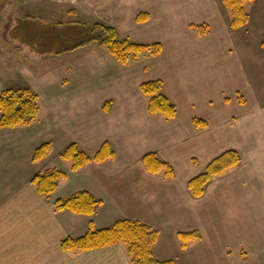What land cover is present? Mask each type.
Listing matches in <instances>:
<instances>
[{"label": "crops", "instance_id": "0c3cea01", "mask_svg": "<svg viewBox=\"0 0 264 264\" xmlns=\"http://www.w3.org/2000/svg\"><path fill=\"white\" fill-rule=\"evenodd\" d=\"M42 2L90 15L115 27L119 38L160 42L162 52L125 65L99 46L38 54L74 59L30 78L21 64L15 70L6 62L20 52L22 42L11 34L25 17L21 11L40 10ZM248 2L255 7L256 0ZM143 13L147 18L137 21ZM227 14L220 0H0V92L12 87L5 82L15 70L39 95L34 122L0 129V264H130L122 244L70 252L61 246L83 236L90 223L100 229L123 218L159 232L152 248L159 261L264 264V98L234 48L244 26L230 28ZM193 24H206L209 34L198 35ZM180 62L191 64L190 73L177 70ZM150 80L162 81L161 91L176 107L173 118L148 112L140 84ZM195 118L206 125L197 127ZM105 141L114 150L111 160L72 170L60 157L70 143L92 155ZM45 142L50 151L33 161ZM228 149L240 162L213 177L202 196H192L189 179ZM147 152L168 162L173 175L147 172L141 161ZM47 169L66 177L42 195L31 180ZM82 190L101 200L93 214L55 208L57 199ZM187 231L199 238L182 248L177 233Z\"/></svg>", "mask_w": 264, "mask_h": 264}, {"label": "trees", "instance_id": "16d2710c", "mask_svg": "<svg viewBox=\"0 0 264 264\" xmlns=\"http://www.w3.org/2000/svg\"><path fill=\"white\" fill-rule=\"evenodd\" d=\"M222 6L230 14L229 26L232 29L242 27L249 18L244 3L252 0H220ZM75 13V11H68ZM146 14H139L137 21L145 20ZM205 29L199 30V34H205ZM11 36L18 38L20 42L29 45L33 51L39 54L71 51L96 42L104 48L118 63L125 65L129 60L142 54L152 56L162 52L160 42L138 43L128 38H119L115 27L103 23H95L92 26H81L79 23H67L58 26L44 24L33 17L18 18ZM77 39L70 42L71 39ZM79 41V42H78ZM264 48V39L261 42ZM161 80H150L140 84V90L148 97L147 110L150 114H160L165 119H171L176 115V107L170 99L161 91ZM240 103H244L238 96ZM39 112V95L31 88H8L0 92V129L29 125L34 122ZM194 124L204 127L206 123L200 119H194ZM50 143L41 144L33 153V161L43 159L50 151ZM60 157L71 162V169L77 170L90 163H102L114 158V150L105 141L92 155L79 149L76 143H70ZM143 166L147 172H163L166 176L173 175L171 165L160 159L156 152H147L141 157ZM240 162L239 153L235 149H228L211 159L204 170L189 179L187 188L194 197H200L204 193L206 184L213 177L219 176L235 167ZM66 173L57 169H47L36 174L31 182L42 195H50L57 187L58 181L64 179ZM101 200L88 191H76L54 202L57 210H69L76 214L91 215L95 212ZM159 232L153 227L138 220L119 219L112 225L96 229L90 223L88 231L78 238H66L61 242L64 251H83L122 244L129 257L130 264H176L172 260L159 261L154 258L152 248L158 238ZM181 247H187L192 240L199 238L197 231L178 232Z\"/></svg>", "mask_w": 264, "mask_h": 264}, {"label": "rangeland", "instance_id": "374dc122", "mask_svg": "<svg viewBox=\"0 0 264 264\" xmlns=\"http://www.w3.org/2000/svg\"><path fill=\"white\" fill-rule=\"evenodd\" d=\"M250 2H245L244 3V7L246 12L248 13V15L250 16V19H248V21L242 26L243 28L237 30L238 34L236 35V40L234 42V48L235 51L239 54L243 67L245 69V71L247 72V74L249 75L251 81L253 82V85H255V87L257 88V91L261 92V95L263 94V98H264V48L261 47V42L264 39V0H256L255 3V7H251V4H249ZM42 9H35V10H31V9H24L23 11H21V16H31L37 20H39L41 23L44 24H52V25H58L61 26L65 25L67 23H79L81 26H85V25H89L92 26L95 23H100L99 21H97L96 19L94 20V18L90 15L85 16L84 14H77L75 9H71V11H75V13H69L68 10L62 8L63 6H59L56 4H43V2L40 4ZM47 9V10H45ZM45 10V11H44ZM44 11V13H43ZM230 14H227V17ZM230 18V17H229ZM206 27H208L206 24H193L191 25V28H193L198 35H200L198 32L199 30L205 29ZM7 27L5 28V31H7ZM205 34H209L208 33V28L206 29V33ZM204 35V34H202ZM9 37L7 35L3 36V39L6 41ZM79 38V36H77L75 39H71L70 42H73L75 40H77ZM79 42V41H78ZM20 43V41H19ZM26 45L27 47L29 45L25 44V43H20L18 45V47L20 48V52L17 55L16 58L17 60H11L6 62L7 63V68L10 69H17L18 66H22V70H25L28 73V76L30 78L31 77V73L36 71H40L43 67H51L54 68L52 66H57L59 64L65 63L67 60L69 59H74V55L70 54H66L62 55V56H46L45 58H40L39 57V53L36 54L29 52L28 48L30 47H26L23 45ZM150 44V43H149ZM12 45H17L14 42H12ZM97 43L93 42L88 45L85 46L84 51L87 50H91V49H97L96 48ZM30 49L33 51V49L30 47ZM39 54V55H38ZM44 54H48V53H44ZM68 55V56H67ZM218 56H221V53H217ZM152 55L150 54H142V55H138L136 57H134V59H141L143 57H145L144 59L150 57L151 58ZM186 57L183 55L181 58V61H186L185 59ZM225 58V56H224ZM153 59V58H152ZM156 60V59H154ZM54 61H60V63L55 64ZM157 61V60H156ZM231 59H229L228 62H230ZM232 65V63H231ZM177 70L181 73H190L191 71V64L188 63H183L180 62L177 64ZM162 69V73L165 74V76L168 75V68L165 67H161ZM15 70L13 71V74L10 72L9 74V78H13L7 82H5L6 84L10 83L9 88H15V89H23V88H31L27 83L26 80L23 79L21 77V75L19 76L18 74H15ZM24 72V73H27ZM18 73V70H17ZM77 79V78H75ZM84 79V78H82ZM33 80V79H32ZM8 89V88H7ZM32 89V88H31ZM37 93V92H36ZM38 94V93H37ZM215 104V103H214ZM216 105V104H215ZM50 143V142H48ZM51 145V144H50ZM63 152V151H62ZM83 186H88L87 181L84 183ZM96 197V196H95ZM97 198V197H96Z\"/></svg>", "mask_w": 264, "mask_h": 264}]
</instances>
